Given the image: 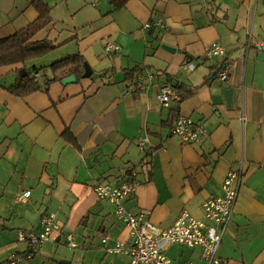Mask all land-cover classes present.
Returning a JSON list of instances; mask_svg holds the SVG:
<instances>
[{"label": "crops", "instance_id": "1", "mask_svg": "<svg viewBox=\"0 0 264 264\" xmlns=\"http://www.w3.org/2000/svg\"><path fill=\"white\" fill-rule=\"evenodd\" d=\"M117 6L116 0H0V40L47 9L51 21L32 41L57 46L43 58L0 67V264L27 254L32 258L21 264H129L108 250L127 244L131 231L115 204L97 196L98 183L115 187L135 176L127 210L169 228L183 211L203 218V203L223 196L229 172L241 167L219 255L223 264H264V51L255 49L264 41V0ZM214 42L226 54L208 60ZM110 45L121 50L107 52ZM75 55L103 77L46 88L49 67ZM223 63L228 82L218 76ZM135 67L145 81L138 88L125 71ZM28 73H39L42 89L23 98L11 93ZM167 84L193 92L184 99L175 94L165 107L160 93ZM179 116L206 128L205 139L187 144L174 136ZM140 137L147 138L143 151ZM25 191L31 195L21 202ZM49 213L59 224L52 239L37 249L21 241L39 234ZM70 234L75 248L67 244ZM167 254L206 264L199 247L171 246Z\"/></svg>", "mask_w": 264, "mask_h": 264}, {"label": "built area", "instance_id": "2", "mask_svg": "<svg viewBox=\"0 0 264 264\" xmlns=\"http://www.w3.org/2000/svg\"><path fill=\"white\" fill-rule=\"evenodd\" d=\"M250 47V45H249ZM255 49L264 51V42L257 43ZM119 46H108L106 51H119ZM225 48L214 42L208 47L206 56L209 60L224 58ZM195 68V64L191 65ZM221 82H228L229 68L226 66L219 72ZM151 78V76H150ZM175 90L164 85L161 89L160 100L163 106H168ZM208 132L203 126L196 125L185 116H180L173 129V135L181 142L193 144L202 142ZM147 139L139 138V148L144 150ZM244 169L241 167L237 171L229 172L223 183L224 195L206 200L202 206L203 218L197 219L188 211H183L177 221L169 228H162L152 223L145 213L133 214L127 210L125 199L135 194L138 183L129 179L121 181L117 186L108 183H98L95 192L101 200H107L115 204L117 214L131 231V239L127 244H117L114 248H109L111 253L124 254L128 257L129 264H193L189 261L178 262L167 255V250L171 246L188 248L199 247L202 258L206 264H223L219 256V250L224 236L232 222L237 199L244 178ZM31 191H25L18 195V200L27 202ZM59 224L56 214L49 213L41 219V231L39 234L31 233L27 237L20 236L21 241L28 240L35 249L42 247L44 243L51 240V236ZM106 241V240H105ZM67 244L75 248L72 234L67 236ZM26 256L12 255L3 264H21Z\"/></svg>", "mask_w": 264, "mask_h": 264}, {"label": "trees", "instance_id": "3", "mask_svg": "<svg viewBox=\"0 0 264 264\" xmlns=\"http://www.w3.org/2000/svg\"><path fill=\"white\" fill-rule=\"evenodd\" d=\"M127 0H121V3H116L119 7H124ZM113 3V0H112ZM51 21L49 16V11H45L41 16L31 25H29L25 30L16 33L13 36L4 38L0 40V67H5L9 65H14L18 63L25 64L27 61L36 60L47 56L57 49L53 43L48 40L44 41H32L33 38L43 30ZM85 59L80 55L71 56L63 60L57 61L52 64L49 69L51 73L46 76L45 87L53 82H62L65 78L76 75L80 80L83 78L84 74V64ZM226 63L221 65V68L225 67ZM222 68V69H223ZM221 69V70H222ZM127 74V79L131 80L135 85H144V79L142 81L138 80L139 67L133 69L125 70ZM140 74V73H139ZM36 78L34 73H28L26 76L21 77L18 83L13 85L9 91L18 97H26L32 93L38 92L42 89V86L35 81ZM135 86L138 88L139 86ZM177 88V87H176ZM139 90V89H137ZM178 96L177 99H184L188 95H191L193 89L184 93V87L181 85L177 88Z\"/></svg>", "mask_w": 264, "mask_h": 264}, {"label": "water", "instance_id": "4", "mask_svg": "<svg viewBox=\"0 0 264 264\" xmlns=\"http://www.w3.org/2000/svg\"><path fill=\"white\" fill-rule=\"evenodd\" d=\"M163 48H165L164 45H162ZM167 49V48H165ZM167 50H171V49H167ZM172 51V50H171ZM262 55L264 56V53H262ZM262 56V57H263ZM27 74L23 75V76H26ZM103 77V74L99 73V74H95L93 69L91 68V66L88 64V63H85L84 64V74H83V78L84 79H92V80H97V79H100ZM77 82V76L76 75H72V76H69L67 78H65L63 81H62V84L64 86L68 85V84H73ZM175 86V84H174Z\"/></svg>", "mask_w": 264, "mask_h": 264}, {"label": "rangeland", "instance_id": "5", "mask_svg": "<svg viewBox=\"0 0 264 264\" xmlns=\"http://www.w3.org/2000/svg\"><path fill=\"white\" fill-rule=\"evenodd\" d=\"M148 26V25H147ZM261 42H264V41H261ZM218 43V42H217ZM257 43H260V42H257ZM220 44V43H219ZM210 46V45H209ZM120 50H121V48H120ZM119 50V51H120ZM207 50H208V48H207ZM207 53V52H206ZM208 60H209V58H208ZM226 67V66H225ZM219 75V74H218ZM34 76H35V78H38L39 77V73H36V74H34ZM138 80H140V81H142L143 80V77L142 76H140V77H138ZM167 85H169V86H171L170 84H167ZM174 90H175V92H176V94H177V96H178V92H177V90L173 87V86H171ZM162 89V88H161ZM177 96H175V97H177ZM172 98V97H171ZM171 101V100H170ZM161 102V101H160ZM170 103V102H169ZM161 104H162V102H161ZM163 105V104H162ZM169 106V105H168ZM167 106V107H168ZM166 107V106H165ZM180 117V116H179ZM178 117V118H179ZM190 119V118H189ZM178 120V119H177ZM176 125V124H175ZM175 127V126H174ZM174 129V128H173ZM206 129V128H205ZM141 138V137H140ZM147 139V138H146ZM145 149V148H144ZM127 179V178H126ZM127 180H129V179H127ZM132 180H135V176H132ZM211 198H213V197H211ZM209 199V198H208ZM207 199V200H208ZM204 204V203H203ZM203 206V205H202ZM144 213V212H143ZM146 214V213H145ZM46 215V214H45ZM53 235V234H52ZM51 239H52V236H51ZM76 243V242H75ZM77 245V244H76ZM222 245V244H221ZM33 247V246H32ZM77 247V246H76ZM34 248V247H33ZM221 248V247H220ZM175 251H176V249L174 250V249H172L169 253L171 254V255H174L175 254ZM220 251V250H219ZM167 252H168V250H167ZM188 253V251H186V254ZM168 255V254H167ZM170 255V256H171ZM220 256V255H219ZM11 257V256H10ZM9 257V258H10ZM8 258V259H9ZM32 258V257H31ZM7 261V260H6ZM4 263V262H3Z\"/></svg>", "mask_w": 264, "mask_h": 264}]
</instances>
